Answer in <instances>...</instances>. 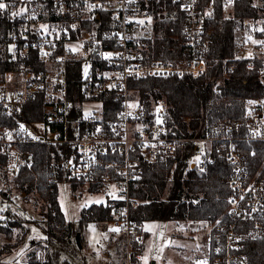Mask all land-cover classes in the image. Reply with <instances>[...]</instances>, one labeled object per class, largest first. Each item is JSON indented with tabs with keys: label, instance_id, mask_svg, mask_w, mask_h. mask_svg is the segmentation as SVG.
<instances>
[{
	"label": "built area",
	"instance_id": "built-area-1",
	"mask_svg": "<svg viewBox=\"0 0 264 264\" xmlns=\"http://www.w3.org/2000/svg\"><path fill=\"white\" fill-rule=\"evenodd\" d=\"M152 1L3 0L8 7L0 12V116L16 126L0 124V172L13 180L21 169L30 170L33 153L22 146L43 144L48 183L115 188L104 204L110 209L108 224L119 229L132 252L144 238L130 219L131 210L143 203L131 193L146 184L142 163L174 159L180 145L191 142L190 169L204 171L215 157L229 166L226 217L209 235L211 260L203 264H248L244 243L264 239V159L256 162L257 152L264 153V13L236 28L229 67L243 62L255 71L263 94L245 101L240 118L207 125L202 136L186 139L167 134L165 99L148 109L133 83L202 75L207 24L217 8L222 17H233L241 0H155L174 5L182 17L180 36L173 37L180 51L173 58L153 57L160 17ZM257 4L264 7V0H252ZM38 97L43 120H19ZM105 101L115 104L111 118L104 116ZM37 124L43 128L38 137L30 131Z\"/></svg>",
	"mask_w": 264,
	"mask_h": 264
},
{
	"label": "trees",
	"instance_id": "trees-1",
	"mask_svg": "<svg viewBox=\"0 0 264 264\" xmlns=\"http://www.w3.org/2000/svg\"><path fill=\"white\" fill-rule=\"evenodd\" d=\"M151 4L160 17L155 28L153 57L173 58L180 51L173 37L180 36L181 14L177 7L169 2L164 5L163 1L156 3L154 0ZM263 13L264 7L252 5V0L237 2L234 16L230 18L222 17L220 8H217L216 16L207 24L210 30L207 70L202 75L175 80L149 78L133 83L148 109L157 99H165L167 107L164 123L169 136L186 139L202 136L207 125L224 119L240 118L245 101L263 94L256 72L249 70L243 62H236L233 70L229 71L231 59L235 56L236 28L242 27L243 19L260 17ZM171 14H174L176 19L172 18ZM101 15L103 16L102 13ZM3 65L4 69L10 68L7 63ZM42 67L41 64L35 65L36 69ZM26 107L19 120H43L39 97L28 102ZM103 107L107 110L104 113L105 118L115 115L114 103L105 101ZM0 124L13 128L16 121L0 116ZM255 145L259 147L258 144ZM22 148L33 153V164L30 170H20L13 179V186L25 192L35 191L46 206L42 214L41 228L45 236L42 253L32 254L29 263L80 264L81 261L77 257L80 249L75 242L78 229H75L71 222L65 221L57 199L59 185L47 181L48 157L45 146L35 143L23 145ZM257 154L256 162L261 163L264 153ZM194 155L195 145L187 141L180 145L174 159L164 158L155 163H142L146 184L131 192L143 201L130 212V219L138 230H142L143 223L149 221L178 222L188 219L212 222L226 217L225 199L229 194L226 185L228 164L223 158L215 157L204 171L190 169L189 164ZM0 163L3 164L1 158ZM70 186L75 190L79 184L71 183ZM88 190L97 192L98 186L91 185ZM8 195L2 192V200L7 202ZM5 214L8 215L7 226L0 227V233L11 238L12 228H20L22 220L7 209ZM109 220L110 209L107 206L92 204L81 212L77 223L81 226L89 222L107 223ZM26 231L27 229L24 233ZM121 238L123 241L124 238ZM19 242L21 239L16 244ZM244 252L248 256V264H264V239L246 241Z\"/></svg>",
	"mask_w": 264,
	"mask_h": 264
},
{
	"label": "rangeland",
	"instance_id": "rangeland-1",
	"mask_svg": "<svg viewBox=\"0 0 264 264\" xmlns=\"http://www.w3.org/2000/svg\"><path fill=\"white\" fill-rule=\"evenodd\" d=\"M30 131L38 137L42 135L43 128L37 124ZM114 191L115 188L91 192L87 185H79L75 190L71 189L70 184H60L58 187L57 199L65 221L71 222L80 233L81 249L77 254L80 264H145V259L147 264H203L211 260L207 243L219 219L212 222L188 219L145 222L141 230L143 241L140 245L135 244V251L132 252L127 250L118 232L110 231L114 227L108 222L78 225L83 210L92 204H105L107 197ZM2 192L9 194L7 202L2 200ZM0 204L1 228L7 226L6 209L22 220L20 228H12L11 238L0 233V264L29 262L32 254L42 253L41 248L44 246L45 236L41 226L45 203L35 191L25 192L15 188L13 180L0 172ZM152 225L155 227L145 231V226ZM20 239L21 242L16 244Z\"/></svg>",
	"mask_w": 264,
	"mask_h": 264
},
{
	"label": "snow or ice",
	"instance_id": "snow-or-ice-1",
	"mask_svg": "<svg viewBox=\"0 0 264 264\" xmlns=\"http://www.w3.org/2000/svg\"><path fill=\"white\" fill-rule=\"evenodd\" d=\"M8 6L3 2V0H0V12L6 10ZM13 16L17 15V13H12ZM107 58V57H106ZM159 123V121H157ZM153 227H155L154 225L152 226H145V231H149L151 230ZM110 231H113V232H118L119 229H116V228H113V229H110ZM162 251V249H161ZM145 264H147V261L145 259Z\"/></svg>",
	"mask_w": 264,
	"mask_h": 264
},
{
	"label": "water",
	"instance_id": "water-1",
	"mask_svg": "<svg viewBox=\"0 0 264 264\" xmlns=\"http://www.w3.org/2000/svg\"><path fill=\"white\" fill-rule=\"evenodd\" d=\"M71 117H72V118L74 117V113L71 115ZM75 242H76L78 248L81 249V244H80V233H76V235H75Z\"/></svg>",
	"mask_w": 264,
	"mask_h": 264
},
{
	"label": "crops",
	"instance_id": "crops-1",
	"mask_svg": "<svg viewBox=\"0 0 264 264\" xmlns=\"http://www.w3.org/2000/svg\"><path fill=\"white\" fill-rule=\"evenodd\" d=\"M143 225H144V223H143ZM143 225H142V226H143Z\"/></svg>",
	"mask_w": 264,
	"mask_h": 264
}]
</instances>
